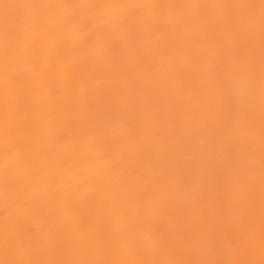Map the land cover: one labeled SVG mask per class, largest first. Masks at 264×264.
<instances>
[{
    "label": "snow or ice",
    "instance_id": "snow-or-ice-1",
    "mask_svg": "<svg viewBox=\"0 0 264 264\" xmlns=\"http://www.w3.org/2000/svg\"><path fill=\"white\" fill-rule=\"evenodd\" d=\"M71 8L121 10L105 30L121 29L120 44L127 54L118 92L135 96L140 103L125 109L120 132L76 128L48 144L43 159L11 160L9 149L22 136L27 120L19 105L35 91L33 82L59 79L70 67L52 62L45 41L73 25L87 28L94 23L89 19L81 24L79 16L55 14ZM157 23L173 30V41L165 48L145 44L141 50L138 41H146ZM63 47L71 45L65 41ZM25 61L32 65L27 74L19 68ZM0 62V134L5 152L0 180L6 214L0 264H264V0L108 5L2 2ZM138 74L147 80L138 79ZM153 83L159 85L155 92L146 88ZM203 134L208 142L198 143ZM97 148L104 152V163L89 174L77 177L64 168L63 161L73 154ZM130 149L148 162L135 176L123 166ZM39 179L48 181L45 191L40 190ZM86 182L96 183L91 200L67 201L63 214L55 213L58 225L45 234L22 236L30 232L24 217L37 200ZM194 182L201 184L200 191L192 189ZM81 203H87L98 222L115 226L116 245H95L91 235L67 239L74 223L71 213ZM13 210L18 215L10 224ZM161 211L183 218L168 239L142 230L146 219ZM64 247L79 248L83 255L40 258L59 254ZM148 255L164 258H143Z\"/></svg>",
    "mask_w": 264,
    "mask_h": 264
},
{
    "label": "bare ground",
    "instance_id": "bare-ground-1",
    "mask_svg": "<svg viewBox=\"0 0 264 264\" xmlns=\"http://www.w3.org/2000/svg\"><path fill=\"white\" fill-rule=\"evenodd\" d=\"M46 3V4H124V3H161V4H191V3H258L259 0H0V3ZM188 14V10H183ZM57 16L76 15L80 17L81 24H85L89 19L94 23L87 28L80 25H73L70 31L58 32L57 35L45 41V47L51 52V60L54 63L70 65L69 69L59 79H50L44 83L34 81L35 91L19 105L21 110L27 112V120L24 125L23 134L13 141L9 149L8 157L11 160L32 159L39 156L45 157V147L54 142L61 134H73L78 128L80 131L90 129H102L107 127L113 132H120L124 124L125 109L131 110L138 107L139 101L135 96H128L118 92L121 79V67L124 63L126 53L120 44L119 27L113 26L110 31L105 30V25L122 13L118 9H58L55 10ZM174 39L173 30L163 24L157 23L148 34L146 41H138V47L143 50L145 44L148 47H167ZM67 41L71 47H63ZM198 47V45H197ZM104 51L102 56L97 53ZM257 64L259 54V42L257 36ZM30 62H22L19 68L25 73L31 70ZM138 79L147 80L144 74H138ZM3 86V66L0 62V93ZM243 87V86H242ZM151 92L158 90L159 85H146ZM53 89H59L54 92ZM83 90V91H81ZM258 73H257V124H258ZM111 123H106L108 120ZM3 123V109L0 105V126ZM207 134L201 135L197 142L207 143ZM19 154V155H18ZM5 159L3 137L0 134V177L3 174V164ZM61 159H63L61 157ZM104 152L97 148L95 151H80L73 154L71 159L63 161L64 168L70 169V173L77 177L87 175L95 167L104 163ZM258 159V153H257ZM123 166L128 172L135 176L148 167L146 157L135 150L130 149ZM47 180L39 179L38 186L41 191L46 190ZM71 184L72 181H69ZM194 191H200L202 186L199 182L192 184ZM96 192V183L86 182L73 187L60 189L49 194L46 198L37 200L31 211L25 215L24 223L30 228V232H24L23 237L35 234H45L59 220L55 216L56 212L63 214L64 205L67 201L91 200ZM18 212L13 210L8 217V222L14 224ZM5 211L3 200V183L0 180V258L3 257V240ZM71 216L74 220L70 233H66L69 240H78L81 235H91L93 243L104 248L116 245L118 233L115 226L100 223L96 217L90 213L87 203H81L74 208ZM183 223V218H178L161 211L146 219L143 224V232L146 235L162 237L165 239L175 235L179 226ZM83 253L79 248L64 247L59 254L48 253L40 258H78ZM143 258H164L161 256L148 255Z\"/></svg>",
    "mask_w": 264,
    "mask_h": 264
}]
</instances>
